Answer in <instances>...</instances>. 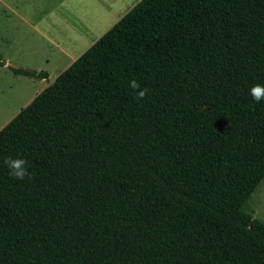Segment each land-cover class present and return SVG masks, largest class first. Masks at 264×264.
<instances>
[{
  "label": "trees",
  "instance_id": "16d2710c",
  "mask_svg": "<svg viewBox=\"0 0 264 264\" xmlns=\"http://www.w3.org/2000/svg\"><path fill=\"white\" fill-rule=\"evenodd\" d=\"M255 84L264 0L140 1L0 131V264H264Z\"/></svg>",
  "mask_w": 264,
  "mask_h": 264
},
{
  "label": "rangeland",
  "instance_id": "374dc122",
  "mask_svg": "<svg viewBox=\"0 0 264 264\" xmlns=\"http://www.w3.org/2000/svg\"><path fill=\"white\" fill-rule=\"evenodd\" d=\"M142 0H0V131ZM80 36V37H79ZM11 68L45 71L48 80ZM243 210L264 223V181Z\"/></svg>",
  "mask_w": 264,
  "mask_h": 264
},
{
  "label": "clouds",
  "instance_id": "9594fccd",
  "mask_svg": "<svg viewBox=\"0 0 264 264\" xmlns=\"http://www.w3.org/2000/svg\"><path fill=\"white\" fill-rule=\"evenodd\" d=\"M129 87L134 91L137 101L143 100L149 92L147 87H142L141 84L133 79L129 82ZM250 95L256 102L264 100V85L255 84L250 89ZM4 164L9 169L10 177L17 180L30 179L31 175L28 168V163L24 158L7 157Z\"/></svg>",
  "mask_w": 264,
  "mask_h": 264
},
{
  "label": "crops",
  "instance_id": "0c3cea01",
  "mask_svg": "<svg viewBox=\"0 0 264 264\" xmlns=\"http://www.w3.org/2000/svg\"><path fill=\"white\" fill-rule=\"evenodd\" d=\"M79 37H80V36H79ZM96 42H97V41H96ZM96 42H95V43H96ZM80 56H81V55H80ZM80 56H79V57H80ZM79 57H78V58H79ZM78 58H77V59H78ZM77 59H76V60H77ZM76 60H75V61H76ZM75 61H73L72 64H73ZM72 64H71V65H72ZM71 65H70V66H71ZM70 66H69V67H70ZM69 67H68V68H69ZM68 68H67V69H68ZM63 72H64V71H63Z\"/></svg>",
  "mask_w": 264,
  "mask_h": 264
}]
</instances>
